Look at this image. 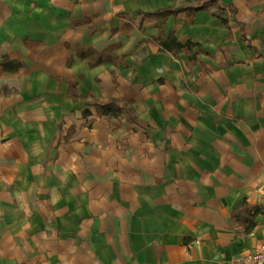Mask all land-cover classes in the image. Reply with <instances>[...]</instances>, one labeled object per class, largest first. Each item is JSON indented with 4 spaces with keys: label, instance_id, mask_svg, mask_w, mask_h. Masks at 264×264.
Instances as JSON below:
<instances>
[{
    "label": "crops",
    "instance_id": "crops-1",
    "mask_svg": "<svg viewBox=\"0 0 264 264\" xmlns=\"http://www.w3.org/2000/svg\"><path fill=\"white\" fill-rule=\"evenodd\" d=\"M185 1L0 0V60L25 64L0 67V264H227L261 244L264 0H222L237 9L229 28L205 11L168 17L165 32L203 48L193 64L153 41L160 21L112 32L121 12ZM65 43L120 44L124 63L68 66ZM110 98L148 131L81 116ZM244 203L263 210L246 235L231 216Z\"/></svg>",
    "mask_w": 264,
    "mask_h": 264
},
{
    "label": "trees",
    "instance_id": "trees-1",
    "mask_svg": "<svg viewBox=\"0 0 264 264\" xmlns=\"http://www.w3.org/2000/svg\"><path fill=\"white\" fill-rule=\"evenodd\" d=\"M199 11H205L208 14H211L215 17L218 22L229 28L230 22L235 21V16L237 14V9L229 3L223 2L222 0H196L195 4H190L189 0H186L185 3L181 4L179 7H165V9H160L157 11L141 12L138 11L137 16L138 19L135 21L129 13L121 12L118 16L121 18H127L128 23L122 26L121 30H112L113 33H121V34H129L131 31L136 29L143 30V25L145 22H151L154 20L160 21L155 25L158 30V33L155 37H153V41H156L161 51L164 53L178 54L181 51H186L188 54H192L193 58L191 59V63H195L197 61V54L200 52H204L203 48L199 43H194L192 41H188L186 43H182L177 40L175 34L173 32H165L163 29V24L165 23L168 17H177L178 15H182V17L186 20L188 24H192L195 19V15ZM91 22V19L86 18L83 20L72 19L73 27L85 25ZM239 25V24H238ZM240 26H242L240 24ZM244 39L246 40V44L248 47H251L250 41L243 34ZM66 44L67 49L70 51L69 60L67 65H71L73 59L72 55L74 54L77 58L85 60L88 62L90 68L100 64L112 63L114 65H122L124 63L125 57H114L111 53L119 48L120 44L109 45L108 48L98 51L94 47L85 46V45H70ZM24 63H19L14 60H10L7 56L2 57L0 60V67H2L3 71H7L10 73H15L20 70L21 67H24ZM75 83L70 84V88L72 91H75ZM84 109L82 110L81 116L84 119H89L91 116L90 108H94L97 115L99 117H104L108 120L112 118L116 119H126L130 124L135 125L137 128H142L148 131L149 126L138 118L135 114V109L132 105V102H120L115 98H110L105 102H87L83 104ZM93 120H89L88 124L90 125ZM74 126H71L65 137V142L71 137L70 134L74 133ZM263 212L262 208L253 209L247 203H244L242 206H237L232 211V222L235 223L238 227L242 228V233L244 235L250 234L256 226L255 218L259 216Z\"/></svg>",
    "mask_w": 264,
    "mask_h": 264
},
{
    "label": "built area",
    "instance_id": "built-area-1",
    "mask_svg": "<svg viewBox=\"0 0 264 264\" xmlns=\"http://www.w3.org/2000/svg\"><path fill=\"white\" fill-rule=\"evenodd\" d=\"M227 264H264V238L259 246L246 253H232Z\"/></svg>",
    "mask_w": 264,
    "mask_h": 264
},
{
    "label": "rangeland",
    "instance_id": "rangeland-1",
    "mask_svg": "<svg viewBox=\"0 0 264 264\" xmlns=\"http://www.w3.org/2000/svg\"><path fill=\"white\" fill-rule=\"evenodd\" d=\"M194 2H196L195 0H194ZM195 4V3H194Z\"/></svg>",
    "mask_w": 264,
    "mask_h": 264
}]
</instances>
